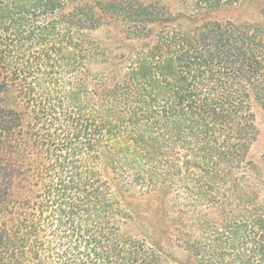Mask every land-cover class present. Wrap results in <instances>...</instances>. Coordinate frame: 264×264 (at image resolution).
<instances>
[{"label": "trees", "instance_id": "16d2710c", "mask_svg": "<svg viewBox=\"0 0 264 264\" xmlns=\"http://www.w3.org/2000/svg\"><path fill=\"white\" fill-rule=\"evenodd\" d=\"M134 1L0 0V264H264V0Z\"/></svg>", "mask_w": 264, "mask_h": 264}, {"label": "rangeland", "instance_id": "374dc122", "mask_svg": "<svg viewBox=\"0 0 264 264\" xmlns=\"http://www.w3.org/2000/svg\"><path fill=\"white\" fill-rule=\"evenodd\" d=\"M124 3H127L134 0H121ZM142 3L150 4L154 7L159 13H165L162 15L176 14V20H174V25L177 23L185 24L188 26H194L198 22H201L202 18L208 17L209 19H220V20H256L260 11L256 6L260 5V0H239L235 5L229 6L225 10L215 12L210 15H200L196 17V21L189 22L187 19L183 18V15L193 16L195 15L196 7L195 0H137ZM101 27L95 30L88 32L91 38H94L97 42L101 44L102 47L119 57L125 53H129L133 47L137 45L134 41H126L125 35L123 33V28L127 29L126 24L120 22V19H115L109 15L100 20ZM123 25V26H122ZM160 30V28H159ZM134 31V29L132 30ZM140 35V32H138ZM126 54V55H127ZM116 64H120L115 62ZM127 64L122 65V68H125ZM103 66H98L102 68ZM256 120L257 126L259 128V136L257 141L251 147V157L252 159L260 165L263 176H264V164H263V154H264V110L258 108L256 111ZM166 252H168L172 257L179 262L180 264H193L194 261L190 253L184 249L166 246Z\"/></svg>", "mask_w": 264, "mask_h": 264}]
</instances>
